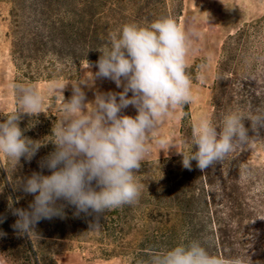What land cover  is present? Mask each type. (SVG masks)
Returning a JSON list of instances; mask_svg holds the SVG:
<instances>
[{"label":"trees","instance_id":"obj_1","mask_svg":"<svg viewBox=\"0 0 264 264\" xmlns=\"http://www.w3.org/2000/svg\"><path fill=\"white\" fill-rule=\"evenodd\" d=\"M9 1L12 61L32 82L76 79L79 66L95 63L100 56L96 49L108 46L110 34L124 24L146 26L161 17L178 22L183 11V0ZM42 58H48L47 66H40ZM211 102L210 119L215 126L221 127L225 115L237 112L246 118L247 142L264 148V129L254 131L247 119L264 112V14L223 42ZM182 112L181 152L187 154L193 126L188 107ZM182 159L180 153L142 164L147 178L140 182L143 187L136 203L109 210L98 219L95 214L80 213L79 222L94 231L81 241L105 242L112 254L104 257H122L127 264H142L151 255L192 239L200 240L213 255L264 264V189L247 195L259 178L255 170L229 155L204 171L196 161L191 170L184 168ZM16 178L0 165V252L10 264H56L51 241L63 237L54 236L51 229L68 223L70 213L64 208L63 218L42 219L34 232L19 234L12 227L17 217L8 206L12 202L13 207L27 208L29 203L19 194L23 191L14 188ZM234 218L237 230L232 227Z\"/></svg>","mask_w":264,"mask_h":264},{"label":"clouds","instance_id":"obj_2","mask_svg":"<svg viewBox=\"0 0 264 264\" xmlns=\"http://www.w3.org/2000/svg\"><path fill=\"white\" fill-rule=\"evenodd\" d=\"M193 35L194 30H185L174 18L161 17L146 26L124 24L110 34L108 46L96 49L100 56L94 65L97 71L91 72L92 81L108 79L122 91L98 92L94 101L87 102L81 87L86 82L71 83V97L65 100L63 96L64 116L52 129L54 151L39 162L40 172L14 185L34 197L27 208L9 203L11 214L17 217L12 227L19 234L34 232L42 219L63 218L66 205L74 206L75 215L95 214L98 219L109 210L138 201L142 186L136 174L150 151L152 134L171 113L194 101L186 64ZM87 66L92 65L87 61ZM66 85L59 87L61 93ZM14 88L18 107L0 122V154L19 163L21 157L30 161L43 145L27 138L20 127L23 114L37 116L42 112L43 96L31 85L17 84ZM129 106L136 109L134 117L123 114ZM245 119L231 112L217 127L211 119L202 117L193 126L190 150L181 152L184 168L191 170L192 161H196L204 171L247 143ZM247 119L254 131L264 129V112ZM44 169L50 174H43ZM142 264L244 261L241 257L213 255L200 240L192 239L155 253Z\"/></svg>","mask_w":264,"mask_h":264},{"label":"rangeland","instance_id":"obj_3","mask_svg":"<svg viewBox=\"0 0 264 264\" xmlns=\"http://www.w3.org/2000/svg\"><path fill=\"white\" fill-rule=\"evenodd\" d=\"M53 8V12H56L57 7L54 6ZM11 11L12 3L9 0H0V122L5 119L6 115L16 111L18 107V97L14 85H31L43 96L42 112L37 116L23 114L20 120V127L25 130L24 135L43 144L35 156L30 161L21 157L19 163H15L0 154V165L6 171L15 173L17 183L19 180L30 177L33 172H40L39 162L54 151L55 146L51 141H54L55 137L52 134V129L64 116L62 111L63 96L65 100L71 97V83L86 82L81 84V87L86 94L87 102L94 101L98 92H120L122 88H117L115 83L108 79L92 81L91 72L95 73L97 68L94 66L95 63L90 62L89 64L92 65L90 68H88L87 62H83L79 66L76 79L59 78L35 82L25 79L21 72L16 70L11 57L13 23ZM263 14L264 0H183V11L178 23L185 30H194L196 33L190 39L186 57L187 72L192 79V94L194 96V101L190 105H186L190 112L192 126L197 124L202 117L211 118L212 87L223 42L242 25L261 17ZM47 61L48 58H42L39 62L40 66H47ZM194 63H196V68L191 69ZM65 84L67 85L61 93L59 87ZM88 107L91 110L92 105ZM123 114L134 117L137 113L134 107L129 106L123 110ZM182 115V108H178L164 119L157 131L152 134L150 151L145 155L142 164L156 163L163 158L181 153ZM161 140L165 143H160ZM228 155L233 156L240 164L252 167L256 175L259 176L256 178V183L249 187L248 196L254 195L256 188L264 189V148L262 146L247 142L240 147L237 146ZM43 174L48 175L50 172L44 169ZM153 175H157V173L155 172ZM146 178V172L142 166L136 174V179L140 183ZM19 194L27 203L34 199L32 195L20 193V191ZM59 203L65 202L58 201ZM216 208L221 209L222 207ZM65 209L70 213V221L58 229H51L54 236L63 237L51 241L56 264H127V260L122 257L111 256L108 259L104 257V254H112L111 247L105 242L98 244L91 241H81L83 236H88L94 232L93 228L84 227V223L79 222L82 215L74 214L76 212L74 206L66 205ZM222 218L229 221L227 215L222 216ZM232 220V227L236 229L238 219ZM0 264H10L1 252Z\"/></svg>","mask_w":264,"mask_h":264}]
</instances>
